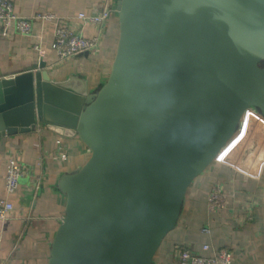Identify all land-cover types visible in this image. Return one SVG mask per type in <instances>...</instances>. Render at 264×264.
I'll return each mask as SVG.
<instances>
[{
  "label": "water",
  "instance_id": "obj_1",
  "mask_svg": "<svg viewBox=\"0 0 264 264\" xmlns=\"http://www.w3.org/2000/svg\"><path fill=\"white\" fill-rule=\"evenodd\" d=\"M115 13L117 50L97 88L53 80L44 63L0 79V136L44 123L90 151L59 179L48 264H154L245 113L264 121V0H117Z\"/></svg>",
  "mask_w": 264,
  "mask_h": 264
},
{
  "label": "crops",
  "instance_id": "obj_2",
  "mask_svg": "<svg viewBox=\"0 0 264 264\" xmlns=\"http://www.w3.org/2000/svg\"><path fill=\"white\" fill-rule=\"evenodd\" d=\"M10 1L15 13L22 17L53 13L86 37L99 36L101 44L98 52L88 56L59 60L52 49L54 21L34 20L29 36L14 29L4 36L0 22V79L44 63L43 70L53 80L64 81L76 75L86 81L89 91L106 81L119 40L117 0ZM105 8L111 10V18L102 26L83 25L77 19L80 12L93 15ZM260 121L263 122L262 118L254 110H248L232 143L222 149L212 166L192 184L180 221L164 239L154 264H179L180 250L201 253L205 244L212 246L210 254L230 249L232 264H264V161L258 154L252 158L259 152L255 147L260 145L259 135H264ZM247 134L250 137L246 139ZM59 152L67 155L66 160L52 158ZM12 154L27 172L20 179L17 193L10 196L14 210L7 221H0V264H48L53 237L65 214L66 202L58 188L59 179L80 168L90 151L77 136L62 135L44 123L29 133L0 136V198L6 197L7 159ZM255 158L257 161H252ZM214 186L226 191L227 206L211 213L207 196Z\"/></svg>",
  "mask_w": 264,
  "mask_h": 264
},
{
  "label": "built area",
  "instance_id": "obj_3",
  "mask_svg": "<svg viewBox=\"0 0 264 264\" xmlns=\"http://www.w3.org/2000/svg\"><path fill=\"white\" fill-rule=\"evenodd\" d=\"M77 19L83 25H104L110 19V9L105 8L99 14L88 15L80 12ZM34 20L54 21V40L52 49L55 51L59 60H66L85 52H98L101 40L99 36L86 37L82 33L66 26L61 17L53 13H38L30 17H22L15 13L14 5L10 0H0V22L3 26L2 34L7 36L11 29L17 33L29 36L32 33ZM37 48V47H36ZM55 160H66L67 155L59 152L52 156ZM27 172V168L18 160L16 155H10L7 159V171L5 177L6 197L0 198V221L5 222L9 219L14 210V203L10 196L17 193L20 187V178ZM227 193L220 186H214L208 196V209L211 213H216L227 206ZM205 232H210L205 229ZM2 238L0 237V243ZM212 246L205 244L202 252L197 253L189 249L179 251V264H232L233 253L230 249L214 251L210 254Z\"/></svg>",
  "mask_w": 264,
  "mask_h": 264
},
{
  "label": "rangeland",
  "instance_id": "obj_4",
  "mask_svg": "<svg viewBox=\"0 0 264 264\" xmlns=\"http://www.w3.org/2000/svg\"><path fill=\"white\" fill-rule=\"evenodd\" d=\"M260 122H261V121H260ZM261 123H262L263 126H264V121L261 122ZM248 134H249V133H248ZM248 134L246 135V139H247V137H248V138L250 137V135H248ZM263 134H264V133H263ZM258 139H259L260 145H258V146L255 145V147H257V149H259V152L255 153L254 156H253L252 158H254L255 155L257 156V154H258V158H261V160L264 161V135H263L262 137L259 135V138H258ZM258 139H257V141H258ZM234 140H235V139H234ZM234 140H233V141H234ZM231 141H232V140H231ZM231 141H230L225 147L229 146L230 143H232ZM244 143H245V140H244ZM252 143H254V141H252ZM255 143H257V142H255ZM225 147H224V148H225ZM255 147L252 148V150H251L252 153H254V149H255ZM224 148H223V149H224ZM250 148H251V147H250ZM248 156H249V155H248ZM250 157H251V156H250ZM250 157H249V158H250ZM252 161H257V160H256V158H255V159L252 160ZM259 168H260V167H259ZM259 170H260V169H259ZM263 175H264V174H263ZM263 178H264V177H263ZM20 179H21V178H20ZM19 182H20V181H19Z\"/></svg>",
  "mask_w": 264,
  "mask_h": 264
}]
</instances>
